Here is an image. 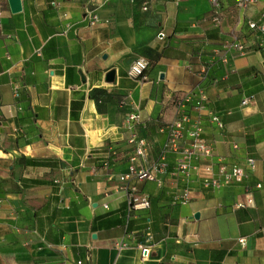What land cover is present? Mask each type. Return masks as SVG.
<instances>
[{
	"label": "crops",
	"instance_id": "obj_1",
	"mask_svg": "<svg viewBox=\"0 0 264 264\" xmlns=\"http://www.w3.org/2000/svg\"><path fill=\"white\" fill-rule=\"evenodd\" d=\"M219 6L215 26L210 0H0V264H264V32L247 26L264 0ZM137 58L142 80L127 75ZM183 114L215 157L255 161L242 183L212 191L177 171L164 145ZM131 165L157 181L125 179ZM132 188L147 209L130 208Z\"/></svg>",
	"mask_w": 264,
	"mask_h": 264
},
{
	"label": "built area",
	"instance_id": "obj_2",
	"mask_svg": "<svg viewBox=\"0 0 264 264\" xmlns=\"http://www.w3.org/2000/svg\"><path fill=\"white\" fill-rule=\"evenodd\" d=\"M180 0H175L178 3ZM213 15L212 22L215 26L220 24V13H219V0H210ZM255 0H235V7L238 12L242 13L247 10ZM146 10V6L143 8ZM98 22V17L94 13L89 14V26H94ZM247 26L252 31L264 32V21L262 23H255L249 21ZM159 38H163L164 35L161 33L158 35ZM233 46L238 50V52L243 53L245 47L242 44L236 43V40L232 42ZM226 60L223 59V62ZM149 68V63L143 58H137L130 65L127 75L129 78L134 80L145 79V73ZM15 95L18 96L17 89L15 90ZM193 99L190 96H183L175 100V105L178 108H184L187 104L191 103ZM205 98L200 96L195 99V109L202 111L205 109ZM248 100L243 102L247 104ZM209 118L212 123H214L218 128L222 127V122L219 117L215 116L209 112ZM129 121H138V115L131 113L129 116ZM184 124H190V127L186 133V138L188 139V144L185 143V134L183 132ZM167 140L164 145V153L170 152L177 157V171L185 174V176H190V172L193 171L196 174H202L201 185L204 189H210L212 191H219L222 188L231 186L233 184H240L245 180L251 171L255 169V161L253 159H246L245 167L239 165H228L224 158L215 157L213 149L211 146L205 142L202 138L203 127L199 122H190L189 116L187 114L181 115L171 124L166 127ZM130 144H134L136 148V157H143L145 152L146 143L143 139H138L133 136L129 140ZM236 147V146H234ZM164 156L161 159L163 162ZM203 158L206 160H211V162L202 169L197 166H192L191 161L193 159ZM158 172L164 171V164L159 163L155 169ZM125 179L134 177L138 182H156V176L153 172L144 169H138L136 166L131 165L128 168L127 174H125ZM260 188V185L257 186ZM135 188H132L130 194H128V203L132 210H144L149 207V199L147 197H140L135 194ZM189 192L184 190V192L177 198L180 204H186L189 201ZM252 203L251 199H248L246 203H239L236 208H244L246 205ZM243 240H240L242 243ZM76 264H81L77 262Z\"/></svg>",
	"mask_w": 264,
	"mask_h": 264
},
{
	"label": "water",
	"instance_id": "obj_3",
	"mask_svg": "<svg viewBox=\"0 0 264 264\" xmlns=\"http://www.w3.org/2000/svg\"><path fill=\"white\" fill-rule=\"evenodd\" d=\"M9 5L13 12H18L20 10V0H9ZM113 79H114V72L113 71L108 72L106 76V81L112 82Z\"/></svg>",
	"mask_w": 264,
	"mask_h": 264
}]
</instances>
